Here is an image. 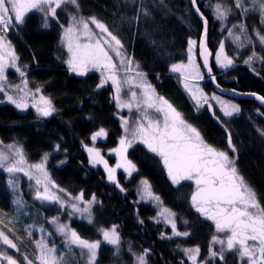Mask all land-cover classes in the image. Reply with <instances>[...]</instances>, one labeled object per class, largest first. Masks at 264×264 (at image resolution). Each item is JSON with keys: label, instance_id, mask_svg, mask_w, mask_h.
I'll list each match as a JSON object with an SVG mask.
<instances>
[{"label": "trees", "instance_id": "16d2710c", "mask_svg": "<svg viewBox=\"0 0 264 264\" xmlns=\"http://www.w3.org/2000/svg\"><path fill=\"white\" fill-rule=\"evenodd\" d=\"M78 2L81 15L86 18L95 16L114 34L119 35L127 54L139 63L140 70L147 74L148 81L159 95L181 112L184 119L196 127L209 144L228 151L235 159L239 174L256 192L257 199L264 206V136L258 131L264 130V109L250 100L236 101L241 108L240 115L229 120H217L211 110L197 111L181 90L177 79L169 76L171 65L185 60L188 39L199 41L202 34V22L195 16L189 1L165 0L167 9H164L154 6L158 0H143L151 10V15L141 16L138 22L131 25L122 18L133 17L140 0H136V4H126L125 0ZM214 2L217 0H212ZM221 2L232 4V0ZM208 3L209 0H197V6L208 18V48L215 53L216 37L222 26L205 6ZM68 10H72L71 6ZM58 18V22L53 21L48 28H44L41 15L30 14L23 25L7 33L19 57V66L26 72L29 87L33 90L40 87L42 93L51 98L57 111L49 117H38L34 108L19 110L0 94V101H3L0 103V141L3 146L13 143L22 146L30 164L39 163L42 156L48 153L47 171L57 185L73 197L83 192L84 199L89 200L95 195L98 203L93 206L94 224L89 225L80 217L64 218L66 214L61 218L89 240L100 238L98 228L119 226V255H113V246L102 243L96 264H134L129 247L136 254L149 249L147 264H181V261L183 264H191L180 249L196 246L200 248V264H246L236 252L226 251L224 261L209 258L215 228L211 221L191 207L190 197L194 184L184 181L180 185H173L159 157L150 153L146 147L135 144L128 149V159L136 165L138 171L131 177L120 173L119 188L106 181L101 169L89 166L85 145L92 147L91 135L100 127L105 128L108 135L100 138L102 142L96 144V148L102 152L116 148L122 136L120 117L112 99V88L106 85L97 89L100 83L97 72L77 76L68 71L65 63L68 55L61 43L60 27L61 24L67 25L68 17L66 12L60 10ZM239 19V14L229 17L226 27ZM244 22L251 35L257 27L264 29L256 12L250 13ZM114 24L118 27L113 28ZM242 60L244 58L238 63ZM261 65L263 70L258 71L257 75L242 65L217 76L216 83L227 90L264 96V63ZM211 66L213 72L217 73L213 60ZM6 74L10 83L20 80L15 69L9 68ZM205 85L206 92L213 91L209 81ZM228 133L232 135L235 153L228 148ZM56 144L60 145L59 151L55 150ZM9 179L12 183H18L21 199L32 212V215L20 217L14 225L17 234L23 237V243L20 244L22 251L31 254L34 252L31 240H35L36 235L33 234L30 240L24 229L30 224L36 228L45 227L48 220L58 212L53 204H34L25 190L24 182L19 178ZM137 179L149 181L153 192L163 201V206L176 213L178 230L188 231L189 236L161 238L162 233L165 237L171 236V228L153 219L156 213L152 208L147 210L137 203L134 195ZM1 180L0 210L11 217L14 216L10 203L12 196L7 186H2ZM120 188L125 190L121 191ZM141 220L143 223H140ZM219 248V245L214 246V250L218 251ZM15 257L22 260L19 254ZM77 261L72 258L70 264H77Z\"/></svg>", "mask_w": 264, "mask_h": 264}, {"label": "snow or ice", "instance_id": "6c2138e0", "mask_svg": "<svg viewBox=\"0 0 264 264\" xmlns=\"http://www.w3.org/2000/svg\"><path fill=\"white\" fill-rule=\"evenodd\" d=\"M125 3L136 4V0H125ZM190 3L203 23V36L199 41L188 39L187 63H174L170 71L181 74L183 87L195 102L197 110L205 105L211 110V101H215L223 117L231 118L239 114L241 108L216 94L209 96L200 87L199 81L204 79L201 67L207 70L213 82L216 81V77L212 75L210 57H214L215 64L221 69L232 67L235 58L226 52L224 40L219 42L215 53L208 48V18L197 6V0H190ZM69 6L71 11L68 10ZM154 6L167 9L165 0H158ZM205 6L211 10L213 18L221 23V30L227 31V36L232 39L238 50L251 47V54L243 61L246 65L254 67L256 61L264 63V55L256 51L257 43L264 50V34L259 29H253L254 40L253 35H248V25L244 22L250 13L256 12L260 16V23L264 25V0H232L230 5L221 0L215 3L209 0ZM58 10L66 12L68 17L67 26L60 25L61 43L68 52V59L65 61L68 71L77 76H84L92 70L99 72L100 83L97 89L110 82L114 89L112 99L117 109H127L129 112L135 109L138 114L132 126L129 119L120 117L124 135L119 139V146L111 149L117 157L115 166L109 165L98 148L85 145L89 163L94 167L102 165L108 180L119 188L120 183L116 176L118 169H122L128 177L138 171L136 165L128 159V149L134 143L143 144L150 153L159 157L173 185H180L183 181H191L194 184L190 197L191 207L211 221L215 228V234L211 237L209 258L224 261L227 251L236 252L246 264H264V206L257 199L256 192L239 174L235 159L228 151L209 144L201 132L184 119L181 112L156 92L147 80V74L140 70L139 63L127 54L119 35L114 34L95 16L86 18L81 15L78 0H0V94L19 110L34 108L40 117L52 116L57 111L51 98L45 96L40 87L34 90L29 87L26 72L19 66V57L7 38V33L23 25L30 13H39L43 21L42 26L48 28L50 20L58 22ZM237 14L240 19L226 28L229 17ZM150 15L151 10L140 0L136 14L131 18L122 19L131 25L138 22L141 16ZM117 27L113 25V28ZM236 29L239 31L236 32ZM197 48L202 66L197 63ZM9 68L19 73L20 83L13 84L8 81L6 73ZM216 86L219 87V84ZM233 92L235 94V90ZM251 95L264 105V96L255 93ZM212 114L217 120L220 119L216 117L215 111ZM258 131L264 136V130ZM107 135V130L100 127L91 135L93 145L98 138H106ZM227 144L231 152L235 153L236 147L232 142L231 133H228ZM0 145H3L2 141ZM59 149L60 145L56 144L55 150ZM48 159L49 154L45 153L39 163L30 164L22 146L13 143L0 147V170L9 174L23 173L30 181L34 180V185L30 187L34 189L35 200L58 204L60 209H70L67 213L69 216L78 215L89 225L94 224L93 206L98 203L95 195L85 200L83 192L74 197L67 193L51 179L46 167ZM12 187L15 188V185ZM137 192L141 201L151 202L159 209L153 219L157 223L163 222L170 226L172 235L165 237L162 233L161 238L190 235L188 231L178 230L176 213L163 206V201L153 192L147 179L140 180ZM60 193H64L65 197ZM12 204L16 206L17 213L24 214L21 212V198L14 199ZM19 218V215L9 217L0 210V264H70L74 248L79 250L77 264H96L102 243L113 246V255H119L121 235L118 225L98 228L100 238L89 240L68 224L62 223L58 216L52 217L48 223L54 226L55 234L63 238L62 248L55 241L50 242L49 237L53 233L43 227L39 228V239L31 240L34 225L30 224L24 229L34 246V252L30 254L22 251L20 247L23 237L17 234L14 226ZM184 223L187 224V221ZM215 245L220 246L218 251L214 250ZM177 247L179 248V245ZM8 249L19 254L22 260L10 255ZM180 250L191 264H200L199 246ZM128 251L134 257V264H147L149 249H144L139 254L132 252L131 247Z\"/></svg>", "mask_w": 264, "mask_h": 264}, {"label": "rangeland", "instance_id": "374dc122", "mask_svg": "<svg viewBox=\"0 0 264 264\" xmlns=\"http://www.w3.org/2000/svg\"><path fill=\"white\" fill-rule=\"evenodd\" d=\"M214 3H215V2H214ZM59 11H60V10H58V13H59ZM30 14H39V13H30ZM30 14H28V16H29ZM28 16H27V17H28ZM27 17H26V18H27ZM26 18H25V20H26ZM214 20H215V19H214ZM215 21H217V20H215ZM52 22H53V21L50 20L49 24L52 23ZM65 26H67V25H65ZM231 26H232V24H230V25L227 26V27H231ZM93 27H94V26H93ZM227 27H226V28H227ZM256 29H259V30L262 32V34H264V29H263V28H258V27H257ZM235 31L238 32L239 30L236 29ZM61 34H62V29H61ZM248 35H251V33L248 32ZM253 39L255 40L254 35H253ZM221 40H224V41H225V50H226V52H227L230 56H233V57L235 58V64H234L232 67L228 68V69H221V68H219V67L215 64L214 57H212V60H213L214 66H215L214 68H215V70L217 71V73L213 72V74H214L215 77H217V76H219V75L222 76V75H224L227 71H229V70H231V69H234V68H236V67H238V66H242V65L248 67L249 70H250L254 75H257V72H258V71H262V70H263V69H262V65H261V63H260L259 61L254 62V67H249L248 65H246V64L243 62V60H242L241 63H238V61H239L241 58L246 59L247 56L251 54L252 49H251V47H249L248 49H239V50H238V49L235 47V45L232 43V39L229 38V37L227 36V31H226V30H225V31H222V30H221V27H220V28H219V31H218V35H217V37H216V43H215V44H216V50L218 49L219 42H220ZM63 48H64V49L66 50V52H67L66 47L63 46ZM216 50H215V51H216ZM196 51H197V63H199V61H198V48H197ZM256 51H257L260 55H264V50L261 49V47H260V45H259L258 43L256 44ZM67 55H68V52H67ZM183 62H184V63H187V51H186V57H185V60H184ZM89 72H97V71L92 70V71H89ZM97 73L100 75L99 72H97ZM169 76H172V77H174L175 79H177L178 84H179L181 90L186 94V96H187V97L190 99V101L192 102L194 108L197 110V106L195 105V102L191 99L190 95L188 94V92H187V91L184 89V87H183V83L181 82V81H182L181 74H180V73H173V72H171V71L169 70ZM147 80H148V79H147ZM207 81H208V80H207V79L205 78V76H204V79L201 80V81H199L200 87L203 88L204 92H205L206 94H208L209 96H211L212 94H216V95H218L217 93L214 92V90H213L212 92H206V91H205L204 87L206 86L205 83H206ZM18 83H20V80H19L18 82H14L13 84H18ZM106 85H109V86L112 88V90H113V94H114V89H113L111 83L109 82V83L106 84ZM106 85H105V86H106ZM125 91H127V89H125ZM137 91H138V90H137ZM218 96H220V95H218ZM220 97H221L223 100H226V101H229L230 103H233V104L238 105V104L236 103L235 100L228 99V98H225V97H222V96H220ZM125 99H127V97H125ZM113 102L115 103L114 100H113ZM211 103H212V106H213L212 109H211V111H212V112L215 111L216 116H217V117H220L221 120H229V119H233V118H236V117H238V116L240 115V113H239V114L234 115V116L231 117V118L223 117L222 113H221L220 110H219V105H218L215 101H211ZM238 106H239V105H238ZM115 107H116V104H115ZM116 109H117V107H116ZM34 110H35V109H34ZM199 110H210V109H208L207 105H205L204 107L199 108ZM199 110H197V111H199ZM117 112H118V114H119V117L123 116V117H125L126 119H129V121H130V126H132V123L137 119V115H138V114L136 113L135 109H133L132 112H129L127 109H123V110L117 109ZM35 113H36V111H35ZM36 115L38 116L37 113H36ZM38 117H40V116H38ZM43 118H44V117H43ZM120 123H121V120H120ZM121 128H122V126H121ZM123 135H124V131H123V128H122V136H123ZM100 141L102 142V139L98 138L97 141L95 142V144L92 145V147H93V146L96 147V144H99ZM135 144H139V145H141L142 147H145L143 144H141V143H139V142L134 143L133 145H135ZM2 146H3V145H0V147H2ZM118 146H119V144H118ZM118 146H117V147H118ZM85 152H86V156H87V159H88V164H89V166H90L91 168H98V169H101L102 172H103V174L105 175L106 181H107V182H110V181L108 180V178H107V173L105 172L103 166H102V165H97V166L94 167L93 165H91V164L89 163V155H88V152L86 151V149H85ZM101 154L104 156L105 160L108 161V163H109L110 166H115L116 161H117V157L115 156V154H114L113 152H111V151H103V152H102V151H101ZM40 161H41V160H40ZM162 165H163V164H162ZM0 171H1V173H2V175L0 176V179H2L1 181H3L2 186H3L4 188H5V186H7L8 190L10 191V194H11V196H12V197H11V201H10V203H11V206H12V208H13V210H12L13 215H19L20 217H25L26 215H27V216L32 215V212H31L30 210H28V206L25 205V204L23 203V205H22V207H21V212L24 213V214L21 215L20 213H17V211H16V206L12 204V201H13L14 199L21 198V193H20L21 190H20L19 186H17L18 183H12V181H11L9 178H19V179H21V181L24 182L25 190L30 194L31 200H32V202H33L34 204H39V203H41V204H52V203H48V202H44V201L35 200V199L33 198V197H34V189H33L32 187H30V185H34V180H33V181H30V180L28 179V177H26L23 173L9 174V173H7V172H4L3 170H0ZM120 173H122L125 177H128L127 174L124 173L122 169H118V170H117V174H116V176H117V180H118V177H119V174H120ZM135 174H136V172H134L132 175H135ZM140 180H141V179H137V182H136V188H135V191H134V195H135L136 201H137V203L141 204L144 208H147V210H150V208H152L153 212L156 213V215H157V212L159 211V209H158L153 203H151V202H144V201H141V200H140V197H139L138 192H137V189H138V186H139V182H140ZM183 182H184V181H183ZM187 182H191V181H187ZM111 183H112V182H111ZM191 183H192V182H191ZM6 184H7V185H6ZM13 184L15 185V188L12 187ZM192 184H193V183H192ZM60 195H61L62 197H65V194H64V193H60ZM53 205L56 206V207H55V210L58 212L57 215L54 216V217H57V216H58V217L60 218V221H61L62 223H65V224H68V225H69L68 221L63 220V219L61 218V217L64 216L65 214H66V217H64V218H67V219L70 218V217H78V218H79L78 215H76V216H69L67 213H68V211H70V209H60L58 204H53ZM61 213H62V214H61ZM50 219H51V218H50ZM50 219H49V220H50ZM49 220H48V221H49ZM160 223H163V222H160ZM47 224H48V225H47ZM47 224H46V226L43 227V228H45L46 231H48V232H52V233H53V235H52L51 237H49L50 242H51V241H55V243H56L58 246H60V247L62 248V240H63V238H62L61 236L55 234V228H54L53 225H51V224H49V223H47ZM32 232H33V234L36 235V239H39V236H40L39 228L33 227V228H32ZM73 252H74V255L72 256V258H74V260L77 261L76 258L79 259V250L74 248V249H73ZM8 253H9L10 255H12V254L14 253V254H13L14 257H15V255H18L17 253H15V252H14L13 250H11V249H8ZM15 258H17V257H15Z\"/></svg>", "mask_w": 264, "mask_h": 264}, {"label": "water", "instance_id": "95a60500", "mask_svg": "<svg viewBox=\"0 0 264 264\" xmlns=\"http://www.w3.org/2000/svg\"><path fill=\"white\" fill-rule=\"evenodd\" d=\"M188 1L190 3V0H188ZM190 5H191V3H190ZM191 7H192V5H191ZM192 9H193L194 14L197 17V19H199L201 21V19L198 17V15L195 12V9L193 7H192ZM202 26H203V23H202ZM202 36H203V29H202L201 37ZM201 37H200V39H201ZM198 52H199V49H198ZM198 61H199V63L202 66V59L199 57V55H198ZM211 63H212V57H210V65H211ZM201 70L204 73L205 78L212 84L214 92L217 93L218 95H220L222 97H225V98H228V99L235 100V101L250 100V101H253L259 108L264 109V105H261L260 102L257 101L254 96L251 95L252 93H242V92H238V91L235 90V94H234L233 90H227V89H224V88H222L220 86L217 87L216 86L217 85L216 81L215 82L212 81L210 76L207 74V70L203 69V67H201ZM212 75H214L213 72H212Z\"/></svg>", "mask_w": 264, "mask_h": 264}]
</instances>
